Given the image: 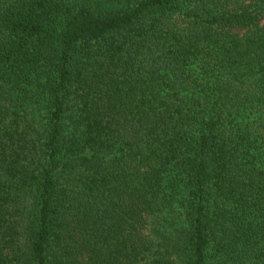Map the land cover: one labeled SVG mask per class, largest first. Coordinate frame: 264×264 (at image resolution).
<instances>
[{
  "label": "trees",
  "instance_id": "obj_1",
  "mask_svg": "<svg viewBox=\"0 0 264 264\" xmlns=\"http://www.w3.org/2000/svg\"><path fill=\"white\" fill-rule=\"evenodd\" d=\"M0 264H264V0H0Z\"/></svg>",
  "mask_w": 264,
  "mask_h": 264
}]
</instances>
